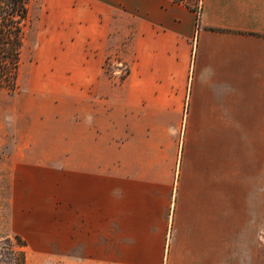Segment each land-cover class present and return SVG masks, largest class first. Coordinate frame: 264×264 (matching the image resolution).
<instances>
[{
	"label": "crops",
	"instance_id": "1",
	"mask_svg": "<svg viewBox=\"0 0 264 264\" xmlns=\"http://www.w3.org/2000/svg\"><path fill=\"white\" fill-rule=\"evenodd\" d=\"M48 2L69 39L49 91L18 78L2 140L18 236L82 264H264V0Z\"/></svg>",
	"mask_w": 264,
	"mask_h": 264
},
{
	"label": "rangeland",
	"instance_id": "2",
	"mask_svg": "<svg viewBox=\"0 0 264 264\" xmlns=\"http://www.w3.org/2000/svg\"><path fill=\"white\" fill-rule=\"evenodd\" d=\"M61 13L62 11L56 10L53 2H48L44 6L42 0L30 1V13L19 68L20 85L24 87L32 85L41 92L42 90L49 91L52 87L50 82L53 80V75L46 70L48 63L45 51L49 46L64 44V41L68 42L69 38L61 31L64 28ZM116 61L117 59L115 63ZM121 71L119 74L125 75V67ZM109 72L111 73V71ZM44 80H46L45 84H42ZM11 94L12 92L6 89H0V240L4 237L14 238L22 231L20 198L10 189L13 178L6 172L7 155L6 150L2 147V140H4L6 132L11 130L13 124V113L8 104ZM45 151L46 149L40 148V157L46 155ZM48 204L53 205V199ZM46 206L47 201L40 198V236L45 235L47 231L45 225L47 214H42L47 210ZM51 219V223H53V217ZM22 239L27 244L28 264H82V261L44 258L36 252L40 246L35 240L34 244H30V238Z\"/></svg>",
	"mask_w": 264,
	"mask_h": 264
},
{
	"label": "trees",
	"instance_id": "3",
	"mask_svg": "<svg viewBox=\"0 0 264 264\" xmlns=\"http://www.w3.org/2000/svg\"><path fill=\"white\" fill-rule=\"evenodd\" d=\"M31 0H0V89L18 88L19 68L24 47ZM199 22L200 10L193 7ZM27 244L19 237L0 240V264H28Z\"/></svg>",
	"mask_w": 264,
	"mask_h": 264
},
{
	"label": "built area",
	"instance_id": "4",
	"mask_svg": "<svg viewBox=\"0 0 264 264\" xmlns=\"http://www.w3.org/2000/svg\"><path fill=\"white\" fill-rule=\"evenodd\" d=\"M124 67H125L124 64H122L120 61H116L115 67H114V65L111 64L110 66H108V70L111 71L112 73H118L117 70H116V68L122 69Z\"/></svg>",
	"mask_w": 264,
	"mask_h": 264
}]
</instances>
